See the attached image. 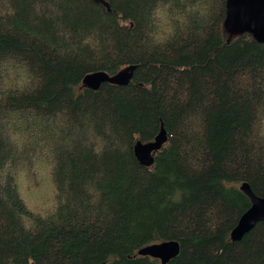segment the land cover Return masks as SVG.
<instances>
[{
  "label": "trees",
  "instance_id": "1",
  "mask_svg": "<svg viewBox=\"0 0 264 264\" xmlns=\"http://www.w3.org/2000/svg\"><path fill=\"white\" fill-rule=\"evenodd\" d=\"M105 1L0 0V264H264V221L231 239L241 183L264 197V43L226 0Z\"/></svg>",
  "mask_w": 264,
  "mask_h": 264
},
{
  "label": "water",
  "instance_id": "2",
  "mask_svg": "<svg viewBox=\"0 0 264 264\" xmlns=\"http://www.w3.org/2000/svg\"><path fill=\"white\" fill-rule=\"evenodd\" d=\"M110 11L105 0H92ZM225 28L232 33H251L260 43H264V0H226ZM230 39V37H229ZM228 39V40H229ZM135 66H128L109 76L106 72L95 71L84 76L82 82L87 88L97 90L104 82L113 84H127ZM167 141L164 128H161L153 140L134 143V154L141 165L151 166L154 163L153 153L160 150ZM240 190L251 200L250 208L240 217L231 231L233 241L240 240L259 221H264V197L256 196L247 182L240 185ZM180 250L177 240H167L143 246L138 249L139 255H146L159 259L161 264L167 263L178 255Z\"/></svg>",
  "mask_w": 264,
  "mask_h": 264
},
{
  "label": "rangeland",
  "instance_id": "3",
  "mask_svg": "<svg viewBox=\"0 0 264 264\" xmlns=\"http://www.w3.org/2000/svg\"><path fill=\"white\" fill-rule=\"evenodd\" d=\"M12 73H13V76H14V77L20 75V72H19L18 70L14 69V68H13V70H12ZM13 76H12L11 78H13ZM35 208L41 210V207H40L39 203L35 206ZM42 214H43V212H42Z\"/></svg>",
  "mask_w": 264,
  "mask_h": 264
}]
</instances>
